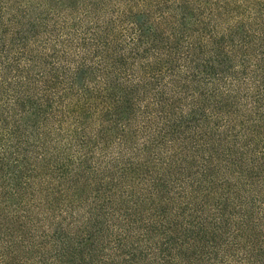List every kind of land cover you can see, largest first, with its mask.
Returning a JSON list of instances; mask_svg holds the SVG:
<instances>
[{
  "label": "trees",
  "instance_id": "16d2710c",
  "mask_svg": "<svg viewBox=\"0 0 264 264\" xmlns=\"http://www.w3.org/2000/svg\"><path fill=\"white\" fill-rule=\"evenodd\" d=\"M0 264H264V0H0Z\"/></svg>",
  "mask_w": 264,
  "mask_h": 264
}]
</instances>
